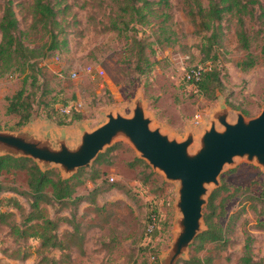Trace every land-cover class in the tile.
<instances>
[{"label":"rangeland","instance_id":"rangeland-1","mask_svg":"<svg viewBox=\"0 0 264 264\" xmlns=\"http://www.w3.org/2000/svg\"><path fill=\"white\" fill-rule=\"evenodd\" d=\"M19 2L23 3L17 5ZM65 2L70 4V8L58 14L61 27H64V35L59 34L58 38H66V48H59L40 59L39 66L43 68V79L50 90L45 98L52 102L55 97V109L59 106L75 108L83 117L60 126L55 122L51 109L47 111L42 104L35 102L30 124H44L37 126L41 129L53 126L67 135L70 142H74L80 131L92 130L104 122L109 111L131 115L133 101L140 97L144 102L146 115L152 119V125L160 126L171 136L181 140L188 131H192L197 137L202 128L209 126L211 113L217 108L226 106L232 115L237 110L245 111L243 113L246 117H253L260 112L264 104V54L261 53L264 18L245 19V28L251 42L248 51L237 45L235 20H222L220 47L208 62L220 69L223 85L216 98L208 100L191 90L184 80L186 71L202 62L204 56L200 50L201 37L194 33L179 0L171 1L168 32L171 38L162 43L156 42L146 49L153 67L145 75L135 72V59L128 56L130 38L103 28L113 14L110 0H66L59 6H63ZM29 3L30 0H14L21 30L27 29L31 22L27 10ZM261 3L264 12V0ZM136 27L140 29L139 25ZM145 33L149 34L150 30ZM141 35L143 33L139 31L137 36ZM46 38L41 32L32 33L27 36L26 42L30 46H37ZM149 40H155V36L149 37ZM248 54L254 56L255 63L243 69L238 63ZM71 72H75L76 76L71 77ZM20 86L21 77L16 74L0 77V130L17 131L24 127H16V115L5 113L7 98ZM48 113L51 114L50 117L47 116ZM196 114H199L198 123L194 120ZM108 148H111L109 152ZM99 154H103V160L95 163L96 157L89 165L82 167L85 168L82 174L85 182L77 189L76 194H87L95 187L100 188L102 191L96 202L101 209L93 210V205L87 201L77 205L74 221L84 231L83 252L74 248L66 250L65 252L70 253V259L61 264H162L177 229L174 223L176 185L165 180L158 171L152 170L125 139L114 141ZM53 169L59 172L58 168ZM93 169L99 174L94 180L91 179ZM149 172L152 174L149 175ZM111 176L112 181L109 179ZM0 180L5 185L19 189L26 187L23 172L3 174ZM219 180V186L210 187L206 204L202 208L204 230L207 229L204 209L215 189L224 183L228 186L226 191L218 194L215 201L218 204L220 198L227 197L224 203L225 215L215 219L225 226L229 216L244 205L242 200L248 192H259L264 172L245 159H237L235 166H225ZM238 187H248L249 191L240 194L236 191ZM9 195H12L9 191H0V200ZM21 201L27 207L24 199L21 198ZM248 204L245 203L246 208L240 211L231 227L227 228L225 247L216 250L213 244L207 243L197 256L204 258L205 255H211L210 264H241L244 244L248 242L254 264H264V227L258 224L264 220V213L261 212L264 206L262 202H256L255 208L247 206ZM58 207L43 205L49 217H53L56 210H59V214L70 217V208ZM8 209L14 212L9 220L19 223V212L13 208ZM152 212L158 215L157 229L149 233L146 230L149 229L147 218ZM58 230L61 234L65 230H71V226L62 222ZM25 244L30 250L29 257L26 260L13 259L10 254L17 243L9 234V228L0 224V264H52L39 261L41 257L36 252V240L29 238ZM191 244L176 263L191 256ZM60 254L56 250L49 256L59 258Z\"/></svg>","mask_w":264,"mask_h":264},{"label":"trees","instance_id":"trees-1","mask_svg":"<svg viewBox=\"0 0 264 264\" xmlns=\"http://www.w3.org/2000/svg\"><path fill=\"white\" fill-rule=\"evenodd\" d=\"M2 1V3L0 2V77L4 75L11 77L15 74L21 77V86L7 98L5 113L16 115L18 119L15 125L20 127L30 120L35 102H38L47 111L51 109L52 114L54 113L55 122L60 126L82 119L83 115L78 110L71 109L69 113H61L54 108L53 100L55 97L52 98V102L45 98L50 90L46 87L43 79V68L39 66L40 59L47 57L59 48H66V38H58L59 34L64 35V27H61L58 14L69 10L70 4L65 2L63 6H59L66 0H30L27 10L31 22L27 29L21 30L14 0ZM110 1L113 14H111L108 24L103 26L104 30L116 31L118 34H124L130 38L128 56L135 59V72L142 75L149 73L153 67V62L146 54V49L156 42L162 43L165 39L171 38V34L168 32L170 30L172 0ZM179 1L194 28V33L201 37L200 50L204 58L200 63L209 64V68L203 70L198 80L194 81L192 90L199 96L212 100L216 98L217 92L221 91L223 85L220 69L208 62L211 55H214L220 47L223 36L222 20L224 18L235 20L234 32L237 45L240 49L248 51L251 42L249 33L245 28V19L246 17L263 19L262 3L261 0ZM22 3L19 2L17 5ZM137 25L140 26V29L136 27ZM147 30H150L149 34L145 33ZM139 31L143 35L138 37ZM39 32L47 36L46 40L38 43L37 46H30V43L26 42L27 36ZM129 33L131 34L129 35ZM151 36H155V40H149ZM261 53L264 54V43L261 47ZM254 63V56L248 54L244 60L238 63V66L245 69L253 66ZM186 73L184 80L186 84H189L190 81L186 79ZM50 115V113L47 114L49 117ZM110 150L111 148H108L107 152ZM103 157V154H99L95 163H99ZM139 162L146 166L143 161L139 160ZM84 171L85 168H80L73 176L63 179L56 169L41 170L31 158L0 155V177L6 173H25L26 187L24 189L5 185L0 180V191L12 193V195L5 196L1 198L3 200H0V224H5L9 228V234L17 243L10 254L13 259L26 260L29 257L30 250L25 244L29 238L38 242L36 252L41 257L39 261L43 263L61 264L69 261L70 253L65 251L73 248L83 252L84 231L81 225L74 221L75 210L82 201L91 203L93 210H100L101 207L97 205L96 198L102 191L95 187L87 194H76L77 189L85 182L82 175ZM148 174L150 175L152 172ZM98 176L99 174L93 169L91 179L94 180ZM226 188L228 186L224 183L211 193L204 209L207 229L201 232L191 244V256L186 260H179L176 264H210L211 255L200 258L197 253L204 250L207 243L213 244V248L216 250H222L225 247L227 228L231 227L232 221L238 217L240 211L246 208L245 203H249L247 206L252 208H255L256 202H262L264 206L263 180L259 186V192L257 194L246 193L248 195L242 200L244 205L230 215L227 224L222 226L215 219L225 215L224 203L227 197L220 198L218 204L215 201L218 194L226 191ZM236 191L242 194L249 191V188L238 187ZM21 198L24 199L27 207ZM43 205L68 207L70 208V217L59 214V210H56L53 217H49ZM2 206L7 208L3 209ZM8 208L16 209L19 212V223L9 220L14 212ZM261 212L264 213V210ZM152 213L147 218V225H152V230L146 228L149 233L155 232L157 229L156 217L158 215L156 212ZM62 222L69 224L71 230H65L60 234L58 227ZM258 224L264 227V220ZM56 250L61 252L59 258L49 256L50 253L53 255ZM250 252V244L246 242L241 264H254Z\"/></svg>","mask_w":264,"mask_h":264},{"label":"water","instance_id":"water-1","mask_svg":"<svg viewBox=\"0 0 264 264\" xmlns=\"http://www.w3.org/2000/svg\"><path fill=\"white\" fill-rule=\"evenodd\" d=\"M105 121L82 130L70 142L53 126L41 129L28 121L17 131L0 130V155L31 158L41 170L58 168L63 179L91 163L106 147L125 139L137 156L165 180L176 185V231L162 264H176L192 241L204 231L202 208L212 185L219 186L225 166L245 159L264 172V104L260 112L246 117L224 106L212 111L209 126L196 137L192 131L179 140L153 126L144 102L133 101L132 114L109 111Z\"/></svg>","mask_w":264,"mask_h":264},{"label":"built area","instance_id":"built-area-1","mask_svg":"<svg viewBox=\"0 0 264 264\" xmlns=\"http://www.w3.org/2000/svg\"><path fill=\"white\" fill-rule=\"evenodd\" d=\"M208 68H209V64L208 63H206V64L197 63V64L193 65V67L190 69L189 72L186 73V79L190 81L189 87H190L191 90H192L194 81L198 80L201 72L203 70L208 69ZM70 76L71 77H75L76 76V73L75 72H71ZM56 109L58 111H60L61 113L66 114V113H69L71 111V109H73V108L67 107V106H59ZM194 120H195V123H198V121H199V114H196L195 115ZM109 179L112 181L113 180V177L111 176ZM150 227H152V225H149V229H151Z\"/></svg>","mask_w":264,"mask_h":264}]
</instances>
